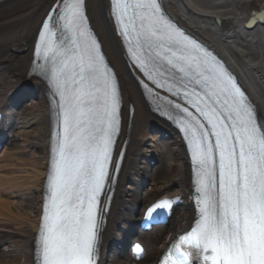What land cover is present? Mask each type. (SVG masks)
Listing matches in <instances>:
<instances>
[{"label": "snow or ice", "instance_id": "snow-or-ice-1", "mask_svg": "<svg viewBox=\"0 0 264 264\" xmlns=\"http://www.w3.org/2000/svg\"><path fill=\"white\" fill-rule=\"evenodd\" d=\"M111 15L134 64L183 101L168 103L183 113L177 119L191 146L199 220L166 264H264V125L245 93L213 53L160 14L157 0H111ZM41 24L36 67L59 97L41 264H93L95 209L118 131L117 85L83 0H54ZM169 206L163 201L149 214Z\"/></svg>", "mask_w": 264, "mask_h": 264}, {"label": "bare ground", "instance_id": "bare-ground-1", "mask_svg": "<svg viewBox=\"0 0 264 264\" xmlns=\"http://www.w3.org/2000/svg\"><path fill=\"white\" fill-rule=\"evenodd\" d=\"M253 1L261 3L258 9L252 7ZM162 2L171 19L220 60L255 110L257 123L264 125V23L253 26V20V27L246 28L251 12L264 9V0ZM53 5L54 0L0 4V140H4L0 146V264H41L40 232L49 195L50 105L31 68L41 22ZM85 10L115 72L121 103L115 155L119 168L101 214L96 256L102 264H158L164 250L192 222L187 202L190 160L179 134L149 110L139 88L140 74L126 64L110 1L85 0ZM146 158L154 164L143 165ZM166 199H179L180 204L164 226L134 233L140 255L112 251L121 232L134 229L150 206Z\"/></svg>", "mask_w": 264, "mask_h": 264}, {"label": "rangeland", "instance_id": "rangeland-1", "mask_svg": "<svg viewBox=\"0 0 264 264\" xmlns=\"http://www.w3.org/2000/svg\"><path fill=\"white\" fill-rule=\"evenodd\" d=\"M260 2H255V1H253V3H252V7L253 8H256V9H258L259 7H260ZM9 191V190H8Z\"/></svg>", "mask_w": 264, "mask_h": 264}, {"label": "water", "instance_id": "water-1", "mask_svg": "<svg viewBox=\"0 0 264 264\" xmlns=\"http://www.w3.org/2000/svg\"><path fill=\"white\" fill-rule=\"evenodd\" d=\"M253 15V14H252ZM261 19L264 21V12H262Z\"/></svg>", "mask_w": 264, "mask_h": 264}]
</instances>
